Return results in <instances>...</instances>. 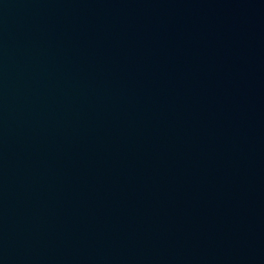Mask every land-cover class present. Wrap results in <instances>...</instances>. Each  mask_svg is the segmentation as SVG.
<instances>
[{
    "label": "water",
    "instance_id": "water-1",
    "mask_svg": "<svg viewBox=\"0 0 264 264\" xmlns=\"http://www.w3.org/2000/svg\"><path fill=\"white\" fill-rule=\"evenodd\" d=\"M0 264H264V0H0Z\"/></svg>",
    "mask_w": 264,
    "mask_h": 264
}]
</instances>
